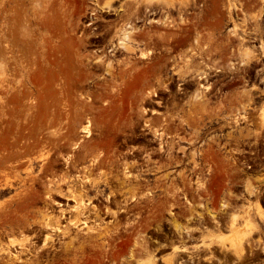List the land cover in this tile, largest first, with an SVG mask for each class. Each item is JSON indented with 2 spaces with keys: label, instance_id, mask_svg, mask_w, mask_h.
<instances>
[{
  "label": "rangeland",
  "instance_id": "obj_1",
  "mask_svg": "<svg viewBox=\"0 0 264 264\" xmlns=\"http://www.w3.org/2000/svg\"><path fill=\"white\" fill-rule=\"evenodd\" d=\"M170 3L186 6L183 5L182 17ZM147 4H154L150 9L168 4L165 7H170L173 21H165L171 28L157 25L152 18L162 16L159 13L148 15L149 10L145 18L151 20L135 22L138 26L151 32L171 31L168 37H175L172 32L181 31L180 37L184 36L186 43H199L222 54L223 65L219 67L239 77L233 83L230 97L216 104L212 112L206 101V111L196 114L192 107L198 98L190 100L189 110L200 115L198 118L205 115L210 118L204 121L196 117V123L217 121L231 126L219 125L209 135H215L212 139L229 137L232 144L223 147L218 144L213 152L210 151L213 147L208 145L205 152L215 153L217 169L222 172L228 169L233 157L235 192L242 189L238 184L244 182L245 188L249 180L248 188L254 192L249 195L246 190L248 201L245 203L250 201L252 218L260 228L252 236L256 239L252 251L264 252L259 242L262 238L264 244V125L261 118L264 0H0V221L3 219L0 247L10 237L28 236V246L34 253L31 259L40 254L41 264H50L53 253H61L71 237L75 244L82 245L83 239L77 237L84 238L87 228L80 232L70 221L88 219L91 228L113 227L94 213L97 212L95 204L105 195L89 189L97 181L95 164L104 163L107 169V159L113 155L109 147L90 141L119 138L128 127L127 120L132 114L128 109L136 106L133 103L136 99L120 92L128 94L140 85L151 86L144 81L151 66L135 68L130 67L129 62H114L115 57L109 52L110 48L120 46L122 31L131 30L129 24L133 25L137 16H144ZM137 8L141 10L139 15L126 20L128 12ZM93 43L104 45L103 49L97 50L100 46ZM100 59L102 63H109L98 64ZM194 67L204 69L205 65L191 69ZM258 68L261 73L256 79L254 74ZM247 74L248 82L241 78ZM200 101L203 105L202 99ZM87 125L92 129L89 136L83 129ZM198 149L202 148L192 154H198ZM243 156H247V164L253 166L245 168L248 174L242 173ZM225 179L224 175L219 177V187L226 186ZM259 204L263 207V216ZM81 205H88L83 214H80ZM77 206L81 210L74 209ZM236 212L244 215L242 210ZM56 217L60 218L61 227L66 228V234L59 233L58 239L63 241L56 243V249L49 247L54 242L48 241V248L43 250L49 233L43 224L55 225ZM93 233L89 237L100 236ZM79 249L66 259H77L75 264H83V249ZM88 260L93 263V259Z\"/></svg>",
  "mask_w": 264,
  "mask_h": 264
},
{
  "label": "flooded vegetation",
  "instance_id": "obj_2",
  "mask_svg": "<svg viewBox=\"0 0 264 264\" xmlns=\"http://www.w3.org/2000/svg\"><path fill=\"white\" fill-rule=\"evenodd\" d=\"M162 6L158 9L149 7L144 16H137L132 27L129 24L131 32L128 31L134 38L129 39V43L125 39L128 44L120 42L123 45L117 46V50H109L115 57L114 62H130L129 65L135 68L151 66L144 80L151 86L140 85L128 94L120 92L136 99L133 101L136 106L128 109L132 113L127 120L128 127L119 138L90 141L109 147L113 155L107 159V169L103 167L104 163L93 167L98 176L95 186L89 189L105 195L95 204L97 212L94 213L104 223L118 229L114 235H86L91 242L89 245L85 237L82 240L83 243L86 241L82 262L91 264L88 260L91 258L94 259L92 264H264V252L252 251L256 242L254 237L244 238L242 254L236 253L232 245L233 230L236 231L237 227V231L243 230L248 222L246 211H249L250 201H245H248L249 180L245 188L244 182L238 184L242 189L235 192L232 188L233 157L228 169L222 172L217 169L215 153L205 152L208 145L213 147L211 152L217 150L218 144L222 147L231 145L229 137L212 139L211 136L215 135H209L219 125L231 126L217 121L196 123L194 120L198 116L189 110L190 100L198 98L207 101L212 112L216 104L230 97L233 83L239 77L219 67L223 65L222 54L199 43H186L184 36L180 37L181 31H174L172 33L176 36L168 37L171 31L151 32L135 23L151 20L145 18L149 10L148 15L159 13L162 16L152 18L157 25L167 27L165 19L173 21L172 12L170 7ZM171 8L183 16V7L175 5ZM135 28H138L137 33ZM121 34L123 36V32ZM157 36L164 42H159ZM92 45L100 46L96 48L99 51L104 46ZM196 65L205 67L191 69ZM260 71L261 68L255 70L256 79ZM203 72L204 77L198 75ZM241 78L247 82L250 80L248 74L241 75ZM207 120L210 118L205 115L204 121ZM227 132L224 133L226 136ZM197 148L202 149L193 155ZM243 158L242 173L248 174L247 169L253 166L247 164V156ZM222 175L226 178L225 187L218 184ZM239 200L241 202H237ZM236 210H243L247 220L242 219L243 215ZM235 215L241 216L240 219L235 220ZM259 242L263 248L262 238Z\"/></svg>",
  "mask_w": 264,
  "mask_h": 264
},
{
  "label": "bare ground",
  "instance_id": "obj_3",
  "mask_svg": "<svg viewBox=\"0 0 264 264\" xmlns=\"http://www.w3.org/2000/svg\"><path fill=\"white\" fill-rule=\"evenodd\" d=\"M150 1H152V0H148V2H150ZM185 2V1H184ZM109 4H110V2H108ZM155 4V3H154ZM154 4H147V5H145V7L148 9L149 7H151V5H154ZM164 4V3H163ZM165 5H168V4H165ZM179 5V4H178ZM183 5L184 4H180V6L181 7H183ZM232 5V4H231ZM230 5V6H231ZM160 6H161V4H160ZM160 6H158V7H160ZM170 6L171 7H173V6H175V4L174 3H170ZM177 6V5H176ZM185 6V5H184ZM186 7V6H185ZM177 9H179V6H178V8ZM183 9V8H182ZM180 10V9H179ZM141 12V10L139 9V8H137V10H135V11H130V12H128V14H127V17H126V20H129V19H132L135 15H139V13ZM156 13V12H155ZM140 16V15H139ZM156 21H158V20H156ZM128 24V23H127ZM130 26H131V24H130ZM129 26V27H130ZM132 27V26H131ZM136 27V26H135ZM134 29V28H133ZM136 29V28H135ZM138 29V28H137ZM137 29L135 30V32L137 33ZM140 29V28H139ZM142 30V29H141ZM130 32H131V30H129ZM123 32V31H122ZM130 32H128V31H125V32H123V36L122 37H120V38H122L123 40L124 39H126L127 41L130 39H132V38H134V37H132V33L130 34ZM132 32H133V30H132ZM135 32H133V33H135ZM139 32V31H138ZM141 32V31H140ZM139 32V33H140ZM145 32V31H144ZM143 32V33H144ZM146 33V32H145ZM144 33V34H145ZM122 35V34H121ZM135 35H137V34H135ZM134 35V36H135ZM139 36H142V35H140L139 34ZM138 36V37H139ZM148 36V35H147ZM144 37V36H143ZM151 37V36H150ZM119 38V39H120ZM136 38V37H135ZM145 39V38H144ZM143 39V40H144ZM151 39V38H150ZM197 39V38H196ZM122 40V41H123ZM129 40V41H130ZM142 40V39H141ZM146 40H147V38H146ZM122 41H120V42H122ZM129 41H128V43H129ZM137 41H138V39H137ZM140 41V40H139ZM197 41V40H196ZM134 42H135V40H134ZM147 42V41H146ZM124 43H127V42H124ZM127 43V44H128ZM122 44V43H121ZM127 44H126V46L125 47H127ZM123 45V44H122ZM121 46V45H120ZM129 46V45H128ZM129 48H131V46H129ZM129 48H128V50H129ZM262 48V50H263V52H264V45L261 47ZM112 49V48H111ZM114 49V48H113ZM132 49V48H131ZM133 49H135V48H133ZM110 50V49H109ZM116 50H117V48H116ZM144 51V50H143ZM146 52V51H145ZM251 52H252V50H251ZM144 53V52H143ZM246 53V52H245ZM145 55H146V53H144ZM247 54V53H246ZM249 54V53H248ZM195 56V55H194ZM249 56V55H248ZM146 58V57H145ZM147 59V58H146ZM102 59H100V61H101ZM123 61V60H122ZM130 61V60H129ZM149 61V60H148ZM133 62V61H132ZM147 62V61H146ZM100 63V62H99ZM98 63V64H99ZM122 63V62H121ZM124 63H126L125 61H124ZM130 63V62H129ZM137 63V62H136ZM199 63V62H198ZM102 64V63H101ZM111 64H112V62H111ZM185 64H188V63H185ZM199 64H201V62L199 63ZM205 64V63H204ZM110 65V64H109ZM206 65V64H205ZM112 67V66H111ZM130 67H132V65L130 66ZM134 67V66H133ZM129 68V67H128ZM132 69V68H131ZM135 69V68H134ZM112 70V69H111ZM111 70H109L110 72H112ZM130 70V69H129ZM147 70V69H146ZM108 71V72H109ZM122 71L123 70H121V73H122ZM125 71V70H124ZM128 70H126V72H127ZM145 71V70H144ZM109 72V73H110ZM126 72H124V74L126 75ZM135 73V72H134ZM128 74H129V71H128ZM137 74H138V72H137ZM144 74V73H143ZM143 74H142V76H143ZM146 74V73H145ZM144 74V75H145ZM205 74V72H203V73H201V74H198L199 76H203ZM119 75H121V77H122V74H119ZM133 74H132V72H131V76H132ZM127 76V75H126ZM140 76V75H139ZM134 77V76H133ZM204 77V76H203ZM144 78V77H143ZM202 78V77H201ZM139 80V79H138ZM137 80V81H138ZM135 81V80H134ZM142 81V79L140 80V82ZM127 83V82H126ZM132 84H134L133 82H132ZM122 85H124V83L122 84ZM127 85V84H126ZM120 86V85H119ZM136 86H137V84H136ZM118 87V86H117ZM122 87V86H121ZM120 87V88H121ZM126 87V86H125ZM127 87H129V86H127ZM134 87V86H133ZM131 88V87H130ZM129 88V89H130ZM137 88V87H136ZM115 89V88H114ZM116 89H118V88H116ZM111 90V89H110ZM109 90V91H110ZM113 90V89H112ZM120 90V89H119ZM124 91H126V88H125V90ZM133 91V90H132ZM114 92V91H113ZM198 95H200V94H198ZM252 96V95H251ZM251 96H248V97H250L251 98ZM247 97V96H246ZM249 98V99H250ZM248 99V100H249ZM199 100L200 99H198V100H196V101H198L197 103L195 102H193V104H194V106L192 107L193 108V111L194 112H196V114H198L199 113V111L200 112H203L204 113V111H206V109H205V107H204V105H205V101H203L204 102V104L202 105L201 104V101L199 102ZM251 100V99H250ZM252 102V101H251ZM192 104V103H191ZM192 104V105H193ZM262 109V111H261V118H263V123H262V125H264V107H262L261 108ZM210 113V112H209ZM200 114H202V113H200ZM203 116V115H202ZM211 116V115H210ZM199 117V116H198ZM197 117V118H198ZM199 119H204V118H198V120ZM197 120V119H196ZM88 122H90V120H88ZM186 122V121H185ZM203 122V121H202ZM83 129H85V131H86V133H87V135L89 136L91 133H92V129H91V127L89 126V125H87V126H85V128H83ZM157 132H158V130H157ZM161 134V133H160ZM1 164V163H0ZM38 179V178H37ZM88 181H90V179L88 178L87 179ZM250 185V184H249ZM251 186V185H250ZM33 187V186H32ZM31 187V188H32ZM30 188V189H31ZM33 189V188H32ZM249 189H251V187L249 188ZM33 192V191H32ZM249 192H251V193H253L254 191L253 190H249ZM35 194V193H34ZM53 201V200H52ZM84 202V201H83ZM80 206V205H79ZM79 206H77L76 208H74V209H77V210H81L80 209V207ZM82 207V210H81V213L80 214H83V213H85L83 210L84 209H86L87 208V206L88 205H85V206H83V205H81ZM258 206V209H259V212H260V214L263 216V207L259 204V205H257ZM251 208H252V205L250 204L249 205V208H248V210L249 211H246L247 213H248V222L245 224V227L243 228V230H240V231H237L238 229H239V227H237V225H236V227L238 228V229H236V231L235 230H233L234 231V235H233V239H232V245H233V248H234V251L236 252V253H239V254H242L241 252L243 251V246L245 245V243H244V238L245 237H252V235H253V233L254 232H256V231H258L260 228H259V226H258V224L254 221V218H252V215H251ZM243 211V210H242ZM244 213V212H243ZM114 214V213H113ZM239 214V213H238ZM3 218V217H2ZM238 217H237V215H235L234 216V219L236 220ZM242 219L244 218V215L241 217ZM239 219H240V217H239ZM244 219H246L247 220V218H244ZM3 220V219H2ZM1 220V221H2ZM22 220V219H21ZM238 220V219H237ZM0 221V222H1ZM7 220H5V222H6ZM23 221V220H22ZM11 222V221H10ZM20 222V221H19ZM24 222V221H23ZM53 222L55 223V225H52V224H50V222H46V223H44L43 224V227H44V229H46V230H49V233L48 234H46V237H45V241H44V244H43V246H44V248H43V250H45L46 248H48V241H53L54 243H53V245H49V247H52V248H57L56 247V243L59 241V242H61V241H63V240H59L58 239V235H59V233H61L62 232V234H66V228H62L61 227V225H60V218H58V217H56L54 220H53ZM237 222V221H236ZM17 223V222H16ZM1 224V223H0ZM3 225H4V221H3V223H2ZM8 224V223H7ZM19 224V223H18ZM69 224L70 225H72L73 227H78L79 229H80V232H81V230L83 229V228H87L85 231H86V235H88V237H89V235H91V233H93V232H97V234H99L100 236H108V235H110L112 232H114L116 229H118L117 227H112L111 229H108L107 227H96V228H91V227H89V225H88V223H87V220H84V221H82V222H80V220H73V221H70L69 222ZM235 225V224H234ZM2 226V225H1ZM4 227V226H3ZM11 227V226H10ZM234 227V226H233ZM235 228V227H234ZM1 229V228H0ZM69 229V228H68ZM77 229V228H76ZM1 230H3V229H1ZM0 230V231H1ZM5 230V229H4ZM73 231V230H72ZM71 231V232H72ZM79 231V230H78ZM9 232H11V231H9ZM70 232V231H69ZM70 232V233H71ZM75 232V231H74ZM1 233H2V231H1ZM233 233V232H232ZM94 234V233H93ZM96 234V233H95ZM97 234L95 235V236H97ZM113 234V233H112ZM114 234H115V232H114ZM113 234V235H114ZM117 234V233H116ZM1 235V234H0ZM71 235V234H70ZM74 235L76 236V233H74ZM77 235H79V234H77ZM81 235H82V233H81ZM94 236V235H93ZM231 236V235H230ZM68 237H69V235H68ZM85 237V236H84ZM91 237V236H90ZM70 238V237H69ZM77 238H82V239H85V238H83V236L82 237H80V236H78ZM77 238H76V240H77ZM114 238V237H113ZM0 239H1V236H0ZM71 239H74V238H72L71 237ZM71 239H70V242H68L67 244H65V249L64 250H62V252L61 253H57V252H54L53 253V259H52V261H51V263L50 264H67V261H69V260H67L68 259V257L70 256V254H72V253H76L77 252V250L79 249V250H82V249H84V251H85V247L83 248V244L86 242H84L83 243V241H82V245H79V246H77V247H74V242L75 241H71ZM85 240H87V238L85 239ZM91 240V239H90ZM110 240H111V238H110ZM228 240V239H227ZM1 242V241H0ZM28 242H29V237L28 236H23V237H21V238H17V237H10V239L8 240V242L6 243V244H4V246H2V247H0V264H41V260L39 259V257H40V254L39 255H36L35 256V258L34 259H31V256L32 255H34V253H33V249L32 248H30L29 246H28ZM67 242V241H66ZM78 242V241H77ZM76 242V243H77ZM87 242H88V240H87ZM91 241H89L88 242V244L90 243ZM94 242H96V241H94ZM223 242V241H222ZM81 243V242H80ZM75 245H77V244H75ZM86 245V244H85ZM84 245V246H85ZM90 245V244H89ZM97 245V244H96ZM251 245V244H250ZM93 246V245H92ZM103 246V245H102ZM90 247V246H89ZM95 248V247H94ZM100 248V247H99ZM232 248V249H233ZM42 250V251H43ZM55 251V250H54ZM80 252V251H79ZM83 252V251H82ZM43 253V252H42ZM48 253V252H47ZM68 253V254H67ZM100 253V252H99ZM46 254V253H45ZM106 254V253H105ZM48 255H49V253H48ZM96 255H97V253H96ZM4 256H5V258H6V260H5V258H4ZM45 256V255H44ZM78 256V255H77ZM239 256V255H238ZM48 257V256H47ZM52 257V256H51ZM66 257H67V259H66ZM100 257V256H99ZM106 257V256H105ZM2 258H4V259H2ZM75 258V257H74ZM42 259V258H41ZM94 260V259H93ZM100 260V259H99ZM77 262V259H73L72 258V260H70L69 261V264H75ZM94 263V262H93ZM96 263H97V261H96ZM92 264V263H91Z\"/></svg>",
  "mask_w": 264,
  "mask_h": 264
}]
</instances>
